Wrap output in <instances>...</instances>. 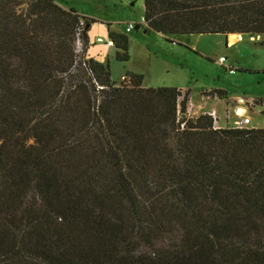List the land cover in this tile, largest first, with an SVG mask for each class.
I'll return each mask as SVG.
<instances>
[{"label":"trees","instance_id":"16d2710c","mask_svg":"<svg viewBox=\"0 0 264 264\" xmlns=\"http://www.w3.org/2000/svg\"><path fill=\"white\" fill-rule=\"evenodd\" d=\"M144 5L165 37L264 35V0ZM89 21L0 0V264H264V127L216 129L189 91L114 82ZM109 39L126 63L127 35Z\"/></svg>","mask_w":264,"mask_h":264},{"label":"rangeland","instance_id":"374dc122","mask_svg":"<svg viewBox=\"0 0 264 264\" xmlns=\"http://www.w3.org/2000/svg\"><path fill=\"white\" fill-rule=\"evenodd\" d=\"M55 1L89 19L90 26L86 28L92 37L104 36L106 27L111 33L127 35L129 60L126 63L94 45L87 55L95 60L108 59L114 82L120 84L127 73L142 75L143 87L189 91L191 117L207 113L217 103L227 113L226 128L234 127V122L242 118L251 119L248 128L264 127V35L165 37L154 31L145 32L144 0ZM130 23L140 28L128 32ZM81 48L77 45L78 54ZM221 57L227 59L225 64L219 62ZM218 91L223 94L215 93Z\"/></svg>","mask_w":264,"mask_h":264},{"label":"crops","instance_id":"0c3cea01","mask_svg":"<svg viewBox=\"0 0 264 264\" xmlns=\"http://www.w3.org/2000/svg\"><path fill=\"white\" fill-rule=\"evenodd\" d=\"M143 19H144V17H143ZM142 19V20H143ZM92 26V25H91ZM89 37H90V50H91V48H93L94 46L95 47H101V48H105L107 51H108V55H111L112 53H114V55L116 54V49H115V47L114 46H108L107 44H105V43H98L97 42V40L99 39V38H102V39H107V38H109V30H108V28L106 27L105 28V33H104V36H102V35H98V36H96V37H92L91 36V33H90V31H89ZM228 45H229V43H227ZM94 45V46H93ZM107 57H109V56H107ZM98 61H100V62H102V63H107V62H109V60L108 59H104V58H100V59H98ZM123 77H125V75H123L122 76V78H121V80L123 79ZM214 106L211 108V110H209V111H207V113H203V114H209L210 112H212L213 110H216L217 111V115L219 116V118H220V121H219V128H226V126H224L225 125V122H226V119H224V117H226L227 116V113H226V111L224 110H221V109H219V108H221V107H218V105H220V104H217V103H215V104H213ZM199 115H201V114H196L195 116H199ZM252 122V121H251ZM235 123V122H234Z\"/></svg>","mask_w":264,"mask_h":264},{"label":"built area","instance_id":"2783aa9c","mask_svg":"<svg viewBox=\"0 0 264 264\" xmlns=\"http://www.w3.org/2000/svg\"><path fill=\"white\" fill-rule=\"evenodd\" d=\"M83 24V22H82ZM142 24L145 25V20L143 19L142 20ZM134 29H136V25L133 24V23H130L128 24V27H127V31L128 32H132ZM98 43H105L109 46L113 45V42L107 38V39H102V38H99L97 40ZM78 46L81 47V42H80V39L78 40ZM219 62L222 63V64H225L227 62V59H225L224 57H221L219 59ZM230 72H234L231 67H228L227 68ZM209 115L213 118L214 120V127L216 129H219V121H220V118L219 116L217 115V111L216 110H213L212 112L209 113ZM251 123V119L250 118H242L241 120H238V121H235L234 123V128H238V129H243V128H247Z\"/></svg>","mask_w":264,"mask_h":264},{"label":"water","instance_id":"95a60500","mask_svg":"<svg viewBox=\"0 0 264 264\" xmlns=\"http://www.w3.org/2000/svg\"><path fill=\"white\" fill-rule=\"evenodd\" d=\"M89 26H90V24L88 25V27H89ZM139 28H140L139 26L136 27V29H139ZM145 32H146V31H145Z\"/></svg>","mask_w":264,"mask_h":264}]
</instances>
